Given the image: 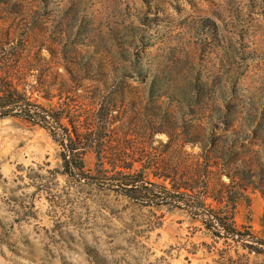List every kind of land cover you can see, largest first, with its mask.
Instances as JSON below:
<instances>
[{
    "label": "rangeland",
    "instance_id": "374dc122",
    "mask_svg": "<svg viewBox=\"0 0 264 264\" xmlns=\"http://www.w3.org/2000/svg\"><path fill=\"white\" fill-rule=\"evenodd\" d=\"M0 31L2 42L23 36L31 48L43 44L42 60L32 51L8 64L37 66L24 82L33 84L45 72L48 90H22L23 104L45 112L0 117V264H264V0H0ZM124 59L142 73H171L204 88L205 111L196 118L218 122L209 158L222 175L211 179L215 192L203 197L202 208L188 198H164L163 186L170 185L151 175L153 192L145 185L124 195L94 151L78 171L66 169L52 135L36 123L62 113L57 90L67 72L84 78L89 92H81L84 98L72 102L61 123L82 120L90 98L107 95L88 79L118 71ZM118 98L129 104L146 97L126 87ZM186 119V111L178 114V126ZM133 141L157 154L167 138ZM184 150L199 152L191 145ZM221 183L236 200L234 239L208 216L212 209L223 218L210 198Z\"/></svg>",
    "mask_w": 264,
    "mask_h": 264
},
{
    "label": "trees",
    "instance_id": "16d2710c",
    "mask_svg": "<svg viewBox=\"0 0 264 264\" xmlns=\"http://www.w3.org/2000/svg\"><path fill=\"white\" fill-rule=\"evenodd\" d=\"M30 31V26L25 32ZM1 33V31H0ZM9 35V32L6 33ZM52 45V44H51ZM43 44H38L35 48L29 47L26 38L18 41H0V117L19 115L24 119L32 115H39L45 112L41 107L33 108L23 104L22 90L27 85L32 91L41 94L46 89L47 82L44 78L47 73L40 72L37 80L33 84L24 82L28 76V71L37 66H11L9 61L15 62L22 59V55L33 52L34 60H42ZM54 59L60 52L57 50L47 51ZM64 54H61V58ZM177 61L172 62L170 68H175ZM18 68V72L23 75L14 78L13 70ZM25 73H22L24 72ZM66 79L63 80L62 87L58 88L59 107L61 114L55 113L53 119L46 121L45 115L42 116L46 122H36L39 126L47 130L53 137L54 142L60 149L61 159L66 169L78 171L82 168L83 156L88 151H94L100 165L105 161L108 163V171L117 177L118 186L124 195L137 193L140 189H145V185H150L153 192L156 184L148 181L149 176L161 180L168 184L169 189L163 186L166 192L164 198L180 199L185 202L186 198L192 201L197 207H203V197L215 192L212 188L211 179L214 176L222 175L215 171L209 158V153L215 152V136L213 128L217 123L196 118L198 113L205 111L202 101L204 88L197 84L187 86L178 76L171 73H159L146 70L144 73L137 70V64L131 60L124 59L118 71L110 72L100 78L94 76L88 81L92 84L94 91L104 88L107 95L98 100L96 97L90 98L85 117L80 119H69L68 125L61 123L63 115L69 116L74 106L72 102L84 98L83 93L89 92L83 86L84 78L79 74L67 72ZM44 75V77H43ZM58 75V74H57ZM21 79L22 82H18ZM20 80V81H21ZM199 81V80H198ZM135 83V86H132ZM101 86V87H100ZM126 87H132L137 92H142L146 97L139 100H130L129 104H123L122 99L118 98ZM67 100H64V95ZM147 95V96H146ZM211 97V96H209ZM207 103L212 111L216 106H212L214 100ZM222 101L217 100L219 107ZM206 106V105H205ZM125 108V110H121ZM186 111L188 119L181 120L178 126V114ZM15 113V114H14ZM64 116V117H65ZM83 117V114L79 115ZM220 119V118H219ZM226 126L225 122H220ZM219 129V128H218ZM178 130L183 135L176 134ZM156 134H163L167 138L164 150L155 153L151 145L136 147L134 139L148 137L153 138ZM205 143V144H204ZM210 146L209 151L204 150V146ZM186 145L197 146L199 152L187 153L184 149ZM146 163L139 170H134L135 163ZM230 180V176L225 174ZM134 179L133 181H131ZM225 184L221 183L220 189L216 191L212 201L220 208L223 218L219 219L214 210L208 211V216L213 218L220 226L227 238L234 239L237 235L233 223V213L236 207V200L228 196L224 189ZM149 193V194H150ZM134 195V194H131ZM201 207V208H202Z\"/></svg>",
    "mask_w": 264,
    "mask_h": 264
}]
</instances>
